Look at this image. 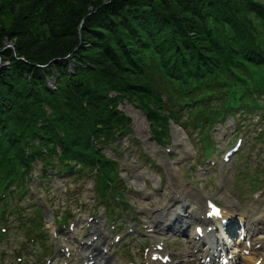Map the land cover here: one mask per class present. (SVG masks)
Segmentation results:
<instances>
[{
    "label": "trees",
    "instance_id": "obj_1",
    "mask_svg": "<svg viewBox=\"0 0 264 264\" xmlns=\"http://www.w3.org/2000/svg\"><path fill=\"white\" fill-rule=\"evenodd\" d=\"M4 35L26 41L0 57L9 61L0 62V191L7 188L8 207L31 196L38 163L95 168L97 189L122 202L119 163L103 147L119 148L132 132L119 107L125 99L159 141L171 120L186 123L177 111L184 102L203 125L227 107L264 102V0H0V46Z\"/></svg>",
    "mask_w": 264,
    "mask_h": 264
},
{
    "label": "rangeland",
    "instance_id": "obj_2",
    "mask_svg": "<svg viewBox=\"0 0 264 264\" xmlns=\"http://www.w3.org/2000/svg\"><path fill=\"white\" fill-rule=\"evenodd\" d=\"M90 1L96 3L101 0ZM81 2L82 1L79 3ZM88 8H91V6L88 5ZM3 38V43L0 46V57H2L3 54L1 51L5 47L14 48L17 43L19 44L21 41L26 42L25 39L18 38L17 36L11 37L4 35ZM62 43H64V41H62ZM36 48L39 51L47 52L45 53L46 55L49 54L44 48ZM66 57L67 60H64V63L69 59L68 56ZM53 59L50 60V63ZM0 62L1 65H7L9 63V61L5 59H2ZM76 66V63L73 62L69 67V71L74 73ZM50 78L51 77H48V79ZM52 78L55 80V83L47 85L49 88L54 89L56 88L58 77L52 76ZM120 107L132 117L133 132L129 135L130 139L125 137V148L122 149L121 154L116 148L110 146H105L104 151L109 157L119 158L120 160L122 166L121 176L127 183V201L129 203L127 209H130V213L146 212L145 215L148 218L150 211H158L160 208H163L167 202H172L175 187L179 188L181 183L184 184V182L189 183L191 181V183L195 184L199 190H204L215 199H221L225 203L236 200L242 204L245 212L250 213V215L256 214L258 211L257 204L253 206L252 203L248 201L247 195L252 190L250 186L246 187L247 180L244 179V173L241 174V171L244 170L246 173L251 167L252 170L255 171L254 163L257 156V150L248 148L245 153L240 154V157L234 158V160L237 158L235 160L236 165H233L232 163V165L228 167L227 175L224 178L225 189L219 191L217 189V184L221 181L222 175H219L217 172L209 171L204 164H199L197 157L202 154L203 145L195 134L189 135L181 126L172 124V127L170 126L168 132L169 140H167L165 144H159L152 137L150 124L145 114L136 105L126 101ZM216 126L219 127L220 124H217ZM233 129L234 124L232 123V120H230L220 131L228 130L231 133ZM177 130H181L185 133L184 142L188 147L187 150L184 144L176 142L175 136ZM212 134L213 138L219 141L221 135L219 130H215ZM192 141L195 143L196 147H194ZM248 141L249 139L246 138L245 144H248ZM219 145H222V142H220ZM253 147L264 149V145H259V143L254 144ZM169 148H171V151L168 152ZM39 171L40 166L34 169L33 177L29 182L31 193L33 194L32 199L29 200L26 196L20 203L24 208V214L29 218H34L36 208L33 207V202H37V205L43 206L45 211L44 225L39 231L43 232L45 235L43 240L51 244L54 243L52 239L49 238L50 232L52 231L51 229L58 226L55 223L54 213L61 215L65 211V207L70 206V208L74 210V214H77L73 219L74 223L76 222L73 231L77 232V230H81L80 234H84L88 229L85 222L88 216L93 214L94 211H97L100 216H102L103 213L102 208L100 209L99 207L100 210H98V207L93 203L95 202L93 180L79 176L72 179L55 178L51 187L48 186V188L42 189L38 188L40 180L38 175ZM252 174L253 173H251V175ZM188 187L189 189H192L190 185ZM192 191L197 193L193 189ZM72 193H74L75 199L74 197H71ZM50 195L53 196L54 200L50 201V198L48 197ZM193 199L194 198H191L189 200L190 203L188 206H190L192 202H195V199ZM80 200L87 204L91 203V205H89V208L85 207L81 203L79 204ZM262 201H264V196ZM92 208L94 210H92ZM262 210L263 209L260 208L258 212H261ZM117 211L122 213L118 208H115L114 212ZM11 220L14 222L2 223V225L6 224L10 226V229L7 238H5L0 244V264H15V250L19 246L20 241L24 238L22 233L25 232V230L19 228V221L14 218V215ZM191 220V218L186 220V224L188 225ZM92 223L95 222L93 221ZM153 239L154 238L150 239V243L153 242ZM179 239L181 238L177 230H172L163 235L156 234V241L164 240L170 249L176 251L177 259L184 261L186 259L184 257L185 242L180 244L178 242ZM65 240L66 238H62V242ZM40 243L41 240L38 241L35 247L39 248L40 246L38 244ZM140 247L141 245H139V243L134 244V247L132 246V254L137 260H139L140 257L138 256H140V254L136 253ZM253 258L255 257L253 256ZM123 260L126 261L127 256L124 255ZM247 263L248 259H243L242 264Z\"/></svg>",
    "mask_w": 264,
    "mask_h": 264
},
{
    "label": "bare ground",
    "instance_id": "obj_3",
    "mask_svg": "<svg viewBox=\"0 0 264 264\" xmlns=\"http://www.w3.org/2000/svg\"><path fill=\"white\" fill-rule=\"evenodd\" d=\"M184 135H185V133L184 132H182L181 130H177V132H176V142H180V143H182V144H184L185 145V148H186V150L188 149V147H187V145H186V143L184 142V140H185V137H184ZM182 184V183H181ZM190 196H195L194 195V193H190ZM186 201V200H185ZM167 217L168 218H173L175 221H177L178 220V216H175V214L174 213H169L168 215H167ZM263 255H264V253H263ZM264 264V263H263Z\"/></svg>",
    "mask_w": 264,
    "mask_h": 264
},
{
    "label": "water",
    "instance_id": "obj_4",
    "mask_svg": "<svg viewBox=\"0 0 264 264\" xmlns=\"http://www.w3.org/2000/svg\"><path fill=\"white\" fill-rule=\"evenodd\" d=\"M64 60L66 61V60H67V57H65V58H63V59L55 58V59H53V60L51 61V63H52V64H57V63H61V62L64 61ZM54 81H55V80H49L48 85H49V84L52 85L53 83H55Z\"/></svg>",
    "mask_w": 264,
    "mask_h": 264
}]
</instances>
